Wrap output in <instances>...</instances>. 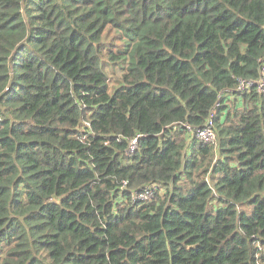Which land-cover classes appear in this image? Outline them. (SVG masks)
Segmentation results:
<instances>
[{
  "label": "trees",
  "instance_id": "1",
  "mask_svg": "<svg viewBox=\"0 0 264 264\" xmlns=\"http://www.w3.org/2000/svg\"><path fill=\"white\" fill-rule=\"evenodd\" d=\"M263 68L264 0H0V264H264Z\"/></svg>",
  "mask_w": 264,
  "mask_h": 264
},
{
  "label": "built area",
  "instance_id": "2",
  "mask_svg": "<svg viewBox=\"0 0 264 264\" xmlns=\"http://www.w3.org/2000/svg\"><path fill=\"white\" fill-rule=\"evenodd\" d=\"M263 72H264V68H263ZM260 89L262 87V84L259 85ZM244 88V84H240V89ZM261 92L264 93V90L261 89ZM212 117L213 115L211 114L209 116V118L206 120V123L204 125L203 128L198 129V130H190L187 129L188 132L190 133V135L192 137H194L196 140L204 143L205 145L208 146H216V134L213 130V125H212ZM136 149V140H132L128 149V153L131 154L134 152V150ZM160 186L157 184L151 185L147 188H145L141 193L139 194H135V199H138L139 201L142 202H150L153 198L154 195V191H159Z\"/></svg>",
  "mask_w": 264,
  "mask_h": 264
},
{
  "label": "rangeland",
  "instance_id": "3",
  "mask_svg": "<svg viewBox=\"0 0 264 264\" xmlns=\"http://www.w3.org/2000/svg\"><path fill=\"white\" fill-rule=\"evenodd\" d=\"M111 77H112V79L113 78H119L120 77V73H119V71L118 70H115V72L111 75ZM114 82V80H112V83H109V85L110 86H113V83Z\"/></svg>",
  "mask_w": 264,
  "mask_h": 264
}]
</instances>
